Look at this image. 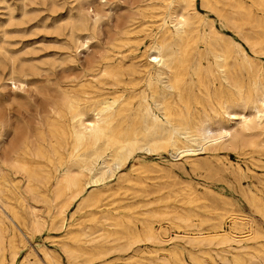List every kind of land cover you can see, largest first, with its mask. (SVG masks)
<instances>
[{"label":"bare ground","instance_id":"6f19581e","mask_svg":"<svg viewBox=\"0 0 264 264\" xmlns=\"http://www.w3.org/2000/svg\"><path fill=\"white\" fill-rule=\"evenodd\" d=\"M79 1L76 12H69L65 19L67 53L64 61L69 65L64 69L62 86L46 87L41 92L45 114L34 122L20 120L14 126L8 119H0L5 133L9 134L8 140H4L3 131L0 133V179L16 185L11 173L24 178V189L34 203L24 197L20 201L28 209L33 232L44 225L38 213L39 202L54 209L50 229L62 228L66 211L81 198L83 191L90 186L96 187L82 199L87 206H93L103 187L115 179L137 150L149 154L172 151L173 156L186 154L189 158L204 152L234 150L241 156L249 154L257 161V166L264 169V63L259 58L264 56L262 40L239 34L251 53L242 46L231 49L212 22L205 23L197 16L194 0H163L169 13L156 24L154 31L145 34L149 43L137 53L144 39L136 35L137 18L156 0H132L133 7L128 14H116L104 45L98 43L97 48L90 50L97 40L99 23L104 16L101 8L107 0ZM224 1L226 5L232 0ZM252 3L264 8V0H252ZM86 4L94 7L93 18L85 11ZM239 8L240 2L235 0L229 10H218V15L236 34L239 32ZM197 38L201 46L195 45ZM80 54L84 55L82 62L77 59ZM192 59H195L194 65L190 64ZM8 76L13 92L23 87L24 81L13 69ZM37 159H44L51 166V172ZM191 162L197 164L194 159ZM56 164L60 168L54 167ZM207 166L218 174L227 170L237 174L242 169L238 165H226L220 156H215L213 162L207 161ZM124 175L121 173L117 179L126 180ZM50 178L54 182L49 188L52 195L47 199L44 187ZM257 180L260 188L246 198L264 219V177L257 176ZM7 185L0 186V264H4L5 251H8V264H14L19 256L16 239L25 243L30 237L27 228L26 233L22 231L24 239L18 232V221H14L19 217L16 213L10 218V224L4 221L6 210L14 209L5 199ZM198 200L200 198L194 196L186 201L193 204ZM193 215L192 209L173 210L171 224L181 228L178 224L181 222L188 227L192 225ZM55 219L59 221L53 224ZM214 228V232L180 230L170 234L161 225L153 227L145 223L142 231L131 233L125 250L143 238L160 245L148 253L165 250L162 248L164 242L183 239L191 246H222L215 250L222 264L230 263L228 252L233 264H264L263 253L250 252L249 243L242 244L244 240L261 236L256 227L239 235L232 233V229H237L236 222L229 230H216L221 228L216 225ZM104 232L106 237L110 235L106 234L107 230ZM92 234L82 230L74 235L70 228L66 236L76 240L77 245L72 247L63 241L60 248L72 260L82 254L106 255L123 249L108 244L110 240L100 242L103 233ZM80 235L83 238H78ZM198 248L209 259L199 260L191 254L196 264H220L211 256L213 249ZM40 252L44 264H62L47 247H40ZM170 254L175 255L177 251L173 249ZM148 261H140V264H171L164 255ZM21 264H40V260L31 261L26 253ZM176 264L186 263L177 257Z\"/></svg>","mask_w":264,"mask_h":264},{"label":"rangeland","instance_id":"374dc122","mask_svg":"<svg viewBox=\"0 0 264 264\" xmlns=\"http://www.w3.org/2000/svg\"><path fill=\"white\" fill-rule=\"evenodd\" d=\"M131 1L107 0L101 8L104 11V16L99 23L97 40L91 44L90 50L97 48L98 43L104 45L105 36H107L109 27H113L116 14H128L133 7ZM234 1L232 0L229 4L233 5ZM238 1L240 2L238 34L233 31L225 19L218 15L219 9H230L228 3L224 5V0H194V7L197 16L202 17L205 23L212 22L224 35L226 41L230 43L231 49L236 50L242 46L248 53H251L249 45L240 35H245L252 40L260 39L262 40L261 45L264 47V8L253 4L252 0ZM79 3V0H0L1 120L8 119L14 126L20 120L34 122L35 118L45 114L46 106L41 92L46 87L54 89L58 85L62 86L64 69L69 65L64 61L67 53L64 47L65 19L69 12L72 14L76 12L75 8ZM84 9L91 18L94 17L93 6L86 4ZM168 13L169 9L165 2L156 0L150 8L138 16L136 35L140 34L144 39L139 45L137 53H141L149 43V38L145 34L148 31H154L156 24ZM198 40L199 38L195 45L201 46ZM194 52L192 50V53ZM259 58L264 63V56ZM77 59L78 62H82L84 55L80 54ZM190 64L194 65L195 59L190 60ZM203 64L206 65V61H203ZM12 69L15 75L24 81L23 87L15 90L16 92H13L7 79ZM13 94L15 95L13 96ZM4 95L7 97L5 98ZM1 132L4 134L3 139L8 140L9 134L5 133L6 131L0 124ZM203 154L199 153L189 158L186 154L173 156L172 151L160 150L149 154L143 150H137L127 165L119 170L115 179L103 187V191L99 193L100 196H97L98 202L93 206H87L82 199L93 192L96 187L90 186L83 191L81 198L74 201L66 211L62 228L50 229L54 209L39 202L37 204L38 213L43 217L44 225L38 232L32 231L28 209L20 201L21 197H24L26 201L34 203L31 195L24 189V178L11 173V177L16 178L17 186L7 180L0 179V186L8 184L5 187V199L14 205V209L6 210L4 221L6 224H10V218H13V214L16 213L19 217L14 221H18L20 229L18 227L17 229L21 233V237L23 238L22 231L26 233L27 229L30 234L29 242L25 240V243H21L19 239H16L19 256L14 264H21L26 253L31 261L38 259L40 264H44L39 254L41 253L40 247L43 246L50 249L62 264H85L87 262L88 264H140V261L148 263L149 258H156L159 255L168 257L171 264H176L177 257L182 258L186 264H196L190 258L191 254L199 257V260L209 259L208 256L201 253L198 247L208 248L206 250L213 249L214 251H210L211 256L222 264L215 256V250L222 246H191L183 239L164 242L162 248L165 250L148 253L151 249L160 248V245L143 238L132 244L130 249L125 250L126 242L131 240V233L142 231L145 223H150L153 227L161 225L167 228L170 234L180 230H187L190 233L214 232V225L221 226L216 230H229L234 222L237 223V229H232V233L235 235H239L241 232L247 233L249 229L256 227L255 229L261 233V236L255 240H244L242 244L249 243L250 252L257 251L264 255V219L256 213L246 198V196L250 197L257 188H260L261 184L258 182L257 176L264 177V169L259 168L257 161L249 154L241 156L239 151L221 150ZM215 156H220L228 166L230 163L233 166L242 167L240 173L232 174L229 172L230 170H227L223 174H218L210 171L207 161L213 162ZM192 159L197 161V166L192 164ZM37 160L43 163V166L46 165V169L51 172V166L44 159ZM57 166L56 164L54 167ZM58 168L60 167L58 166ZM121 173L125 174L126 180L119 181L117 179ZM53 180L50 178L44 187L47 199L52 195L49 188L54 182ZM194 196L199 197L200 200L188 204L186 200ZM203 204L208 207H204ZM184 209L194 210L195 215L191 217L192 225L187 227L184 223L179 222L181 228H176L171 224V221L174 220L173 210L180 212ZM151 212L152 214H150ZM162 212L168 213L163 214ZM160 214L162 215L160 216ZM58 221L59 219H55L53 224ZM70 228L74 230V235L82 230H87L93 233L92 236L104 234V230H107L106 234L110 235L108 237L105 234L102 235L100 242L110 240L108 244H114V246H120L123 249L106 255L87 253L80 255L76 260L69 259L60 246L63 241L72 247L77 245L76 240L66 236V231ZM78 238L81 239L83 236L80 235ZM28 244L29 246H27ZM232 245L236 246V244ZM173 249L177 251V254H170ZM131 255H134L132 259L129 258ZM4 257V264H8V251H5ZM227 257L230 260L229 264H233L231 253L228 252Z\"/></svg>","mask_w":264,"mask_h":264}]
</instances>
